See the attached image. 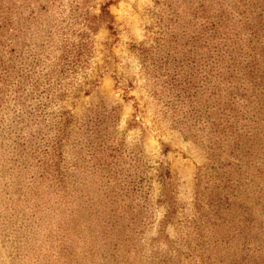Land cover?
Here are the masks:
<instances>
[{
	"label": "rangeland",
	"instance_id": "374dc122",
	"mask_svg": "<svg viewBox=\"0 0 264 264\" xmlns=\"http://www.w3.org/2000/svg\"><path fill=\"white\" fill-rule=\"evenodd\" d=\"M0 264H264V0H0Z\"/></svg>",
	"mask_w": 264,
	"mask_h": 264
}]
</instances>
